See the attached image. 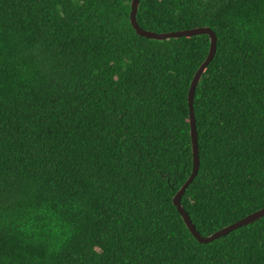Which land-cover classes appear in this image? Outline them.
Listing matches in <instances>:
<instances>
[{"label": "trees", "instance_id": "trees-1", "mask_svg": "<svg viewBox=\"0 0 264 264\" xmlns=\"http://www.w3.org/2000/svg\"><path fill=\"white\" fill-rule=\"evenodd\" d=\"M130 12L0 0V264H264V216L203 244L172 201L209 36L150 40ZM137 21L217 37L181 200L207 237L264 207V0H139Z\"/></svg>", "mask_w": 264, "mask_h": 264}, {"label": "water", "instance_id": "water-1", "mask_svg": "<svg viewBox=\"0 0 264 264\" xmlns=\"http://www.w3.org/2000/svg\"><path fill=\"white\" fill-rule=\"evenodd\" d=\"M139 7V0H131V12H130V23L135 30L136 34L139 36H142L144 38L150 39V40H165L168 38H181V37H192V36H198V35H207L210 39V49L208 52V55L204 62L200 65L198 70L196 71L193 80L191 82V86L189 89L188 94V101H189V119H190V135H191V142H192V152H193V170L188 178V180L181 186V188L177 191L175 196L173 197V205L176 207L177 211L181 215L186 227L190 231V233L193 235V237L199 242V243H210L216 239H219L228 233L232 232L233 230H236L242 226H247L259 219H261L264 216V207L245 216L241 220L226 226L220 230H217L213 234L204 237L202 236L199 231H197L195 225L192 223L191 218L189 217L188 213L185 211L184 207L181 204L182 197L186 191V189L189 187V185L192 183L194 178L198 174L199 170V149H198V135H197V127H196V118H195V112H194V95L196 87L198 86L201 76L205 70V68L209 65V63L213 60L216 50H217V37L215 33L211 30L209 27H196L189 30H179L174 32H167V33H157L154 31L145 30L142 27L139 26L137 21V12Z\"/></svg>", "mask_w": 264, "mask_h": 264}]
</instances>
